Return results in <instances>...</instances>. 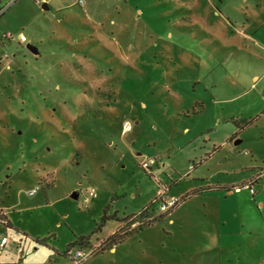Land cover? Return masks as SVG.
<instances>
[{"label":"rangeland","instance_id":"obj_1","mask_svg":"<svg viewBox=\"0 0 264 264\" xmlns=\"http://www.w3.org/2000/svg\"><path fill=\"white\" fill-rule=\"evenodd\" d=\"M64 1L47 10L4 0L0 11V205L13 224L0 220V264H72L65 252L75 246L90 252L87 264H264V209L246 212L244 227L233 210L247 188L227 198L221 218V194L166 213L155 201L180 203L193 182L174 170L208 146L201 133L216 129L218 141L234 121L258 116L231 144L230 181L264 174V0ZM256 186L264 198V177ZM152 202L149 217L138 214ZM104 213L114 218L92 233ZM114 232L127 237L110 252ZM219 233L244 242L228 237L225 254Z\"/></svg>","mask_w":264,"mask_h":264},{"label":"crops","instance_id":"obj_2","mask_svg":"<svg viewBox=\"0 0 264 264\" xmlns=\"http://www.w3.org/2000/svg\"><path fill=\"white\" fill-rule=\"evenodd\" d=\"M39 1L40 2L37 4L41 3V5H43V4L47 5V7H48L47 10H49L51 8V5L55 6L56 9H63V8L68 7L67 2H65L64 0H39ZM81 1H82V5L78 4V2H77V4L81 7H84L85 1L84 0H81ZM127 1L128 0H122L121 4L127 5L128 4ZM219 1H221V0H219ZM3 2H4V0H0V11L2 9V3ZM183 3L185 4V2H183ZM136 11L139 15H142L141 10L136 9ZM227 19L229 22L231 21L229 18H227ZM252 32L255 33L256 30L255 31L253 30ZM20 35H22V34H20ZM246 38H248V40H251L254 42L256 41L255 39H253L249 35L246 36ZM34 55H36V54H34ZM197 105L199 107L197 109H195L197 107ZM191 110H192L191 112L193 114L201 112L202 111L201 103L196 102L193 106V109H191ZM185 111L187 113L189 111L188 108L185 109ZM185 111H182V113ZM263 113H264V109L262 110L261 114H263ZM182 115L186 116L188 114L183 113ZM257 117L258 116H256V119H257ZM234 123L239 124V122H237V121H234ZM222 130L223 131L220 133V138L218 141H216V138H214V136L217 133L216 129H206L203 133H201L204 136L203 138L205 139V143H208V146L204 147V148L203 147L200 148L202 150V153L200 152L199 154H196L193 157L188 158L187 168H183L182 170H179V171L177 169L174 170L173 174L176 177H178V178H182V177L189 178L190 182H193V184L191 186H189L188 188H186V190H184L182 193L179 194V198H181V201L174 210H176L179 207V205H181L185 201L189 200L192 196H195V197L196 196H209L210 193H213L215 195L221 194L224 196L223 197L224 199H221V200L218 199V209H219V216L218 217H220V214H222V213L224 214V211H226V209H225L226 207H225V205L223 206V204L227 201L228 197L234 196L235 192L238 191V189L240 190V188H245V186L248 184V182L252 181L253 179L257 180L255 182V184L257 185L256 187L260 188V181L264 177V174L262 171H260L259 173L250 174L248 177H245L244 179L241 180V182H238V183H234L233 181H230L229 176L233 175V172H234L232 169L233 168L232 155H231L232 149L230 147H231L232 142H235L238 134L241 131H243L244 129H235V132L232 129H222ZM188 132H189V129H187V128L183 129L184 134H188ZM221 152L223 153L222 157L219 158V160L215 162V164L217 165V169L215 168L214 172H212V174H211L210 168H209V167H211V161H214V159L217 157V155ZM164 165L165 164L163 162H160V160H159L158 163L156 164V167H159V166L164 167ZM240 168H241L240 170L237 169V171H239L240 173H242V169H249L248 167L243 166V165L240 166ZM216 172L221 177L219 179L216 178L214 181H211L213 179V177L215 176ZM178 173H181V174H178ZM166 176H167L169 182H172L169 175L167 174ZM207 176H208V178H207ZM174 182H177V180H174ZM170 187L171 186L168 185L167 192L170 191ZM255 195H256V192L254 193V195L250 196V199L248 198V201H246V203H244V205H242V203H240L238 199L234 200L233 210H234V213L236 215L237 221L243 227L245 226V223L249 219V217H246V215H245L246 212L249 213V210L252 211V210H254L253 208H255L256 214L261 215L260 213L264 209V198H263V196H262V198L257 200L255 198ZM169 196L174 197L173 195H169ZM169 196L166 195L165 197H169ZM218 197H220V196H217V198ZM207 204H208L207 202L202 204L205 209L207 208ZM252 204H253V206H252ZM251 206H252V208H251ZM174 210H172V211H174ZM7 212L8 211H6L5 208L0 205L1 221L5 225H7L9 227H13V224L11 223V220L8 217ZM171 212H170V214H171ZM252 214L255 215L254 213H252ZM225 220L226 219H223L222 225L226 224ZM172 222H173V220L169 219V223H172ZM238 233H236L235 235H227L225 233H219L218 236L215 237V240L217 238V242L219 243L220 248L224 249L225 254H228V252H229V250L226 248L227 243H228V237H234L235 239L237 238L238 239L237 241L239 243L244 242L243 239H241L239 237ZM214 236H215V234L213 235V237ZM117 244H120V243H117ZM241 245H243V244H241ZM115 246H116V244L113 245L110 252H113L115 250ZM248 252L252 253L253 249L249 248ZM246 253H247V250L244 254H241V256H244ZM227 256H229V255H227Z\"/></svg>","mask_w":264,"mask_h":264},{"label":"built area","instance_id":"obj_3","mask_svg":"<svg viewBox=\"0 0 264 264\" xmlns=\"http://www.w3.org/2000/svg\"><path fill=\"white\" fill-rule=\"evenodd\" d=\"M78 4L82 5V1L78 0ZM5 38H12V34L10 32H7L4 36ZM18 41L21 43L26 42V38L23 35L18 36ZM131 130V126L129 123H124L122 127V133L125 134ZM155 164V159L151 158L146 160L144 163H142V168L149 170L151 166ZM255 180H252L248 182V184L245 186V188L248 189L249 193L251 195H254L255 190L253 185L255 184ZM93 193V194H90ZM33 194V192H29V195ZM161 193H159V196L156 198V201H159V208L158 211L160 213H166L168 211L173 210L178 204L179 199L176 197H168L167 199H163L160 196ZM96 197V190L95 188L91 187L86 191V195L84 197V202L87 203L90 199H93ZM8 240L6 237L1 238L0 240V249H3L4 246L7 244ZM65 256L71 261L72 264H87V261L90 257V252L86 251L84 248L75 246L72 249L69 248L65 252Z\"/></svg>","mask_w":264,"mask_h":264},{"label":"trees","instance_id":"obj_4","mask_svg":"<svg viewBox=\"0 0 264 264\" xmlns=\"http://www.w3.org/2000/svg\"><path fill=\"white\" fill-rule=\"evenodd\" d=\"M256 120V118H251L249 119L248 121H246L245 123H243V125H239L238 123H234L236 128L237 129H244L245 127H247L249 124H251L252 122H254ZM251 195V194H250ZM156 201V199H155ZM154 201V202H155ZM153 202L149 204L148 207L144 208L142 211H140L138 214L139 215H142L143 217H149V213L148 212H151V206H152ZM149 208V209H148ZM148 209V211H147ZM114 214L111 215V216H108L106 215L105 213L103 214V216L100 218V221L99 223L94 227L92 233H97V232H101V228L103 226V224L107 221V220H110V219H113L114 217ZM1 220V218H0ZM147 224L146 225H150L151 223L149 221L146 222ZM141 228H143V226H139L136 228L137 231L136 232H139L141 231ZM135 230V229H134ZM127 237V234L124 235V236H121V235H118L117 232H114L111 237L109 238L110 240V244L111 245H114V244H117V243H122ZM84 237L83 236H79V239H83Z\"/></svg>","mask_w":264,"mask_h":264},{"label":"water","instance_id":"obj_5","mask_svg":"<svg viewBox=\"0 0 264 264\" xmlns=\"http://www.w3.org/2000/svg\"><path fill=\"white\" fill-rule=\"evenodd\" d=\"M42 8H43V9H48L47 5H45V4L42 5ZM26 48H27L30 52H32L33 54H37V51H36V49H35L33 46H31V45H26ZM74 197H75V196H74Z\"/></svg>","mask_w":264,"mask_h":264},{"label":"clouds","instance_id":"obj_6","mask_svg":"<svg viewBox=\"0 0 264 264\" xmlns=\"http://www.w3.org/2000/svg\"><path fill=\"white\" fill-rule=\"evenodd\" d=\"M90 194H93V193L90 192Z\"/></svg>","mask_w":264,"mask_h":264}]
</instances>
